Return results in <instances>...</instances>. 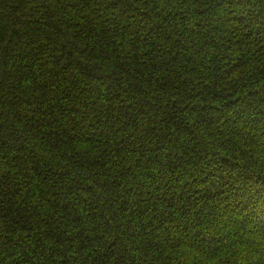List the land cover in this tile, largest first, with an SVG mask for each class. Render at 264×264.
<instances>
[{
    "label": "trees",
    "instance_id": "1",
    "mask_svg": "<svg viewBox=\"0 0 264 264\" xmlns=\"http://www.w3.org/2000/svg\"><path fill=\"white\" fill-rule=\"evenodd\" d=\"M262 262L264 0H0V264Z\"/></svg>",
    "mask_w": 264,
    "mask_h": 264
},
{
    "label": "rangeland",
    "instance_id": "2",
    "mask_svg": "<svg viewBox=\"0 0 264 264\" xmlns=\"http://www.w3.org/2000/svg\"><path fill=\"white\" fill-rule=\"evenodd\" d=\"M204 212V214H205V211H203Z\"/></svg>",
    "mask_w": 264,
    "mask_h": 264
},
{
    "label": "snow or ice",
    "instance_id": "3",
    "mask_svg": "<svg viewBox=\"0 0 264 264\" xmlns=\"http://www.w3.org/2000/svg\"><path fill=\"white\" fill-rule=\"evenodd\" d=\"M262 264H264V262H262Z\"/></svg>",
    "mask_w": 264,
    "mask_h": 264
}]
</instances>
